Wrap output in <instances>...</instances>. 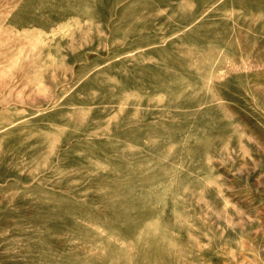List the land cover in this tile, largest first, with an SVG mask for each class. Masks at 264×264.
Returning <instances> with one entry per match:
<instances>
[{
	"label": "rangeland",
	"instance_id": "374dc122",
	"mask_svg": "<svg viewBox=\"0 0 264 264\" xmlns=\"http://www.w3.org/2000/svg\"><path fill=\"white\" fill-rule=\"evenodd\" d=\"M0 264H264V0H0Z\"/></svg>",
	"mask_w": 264,
	"mask_h": 264
}]
</instances>
